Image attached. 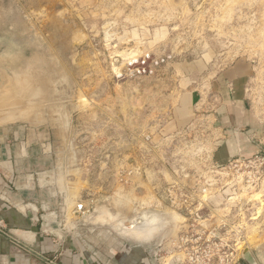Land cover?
<instances>
[{
    "label": "rangeland",
    "instance_id": "1",
    "mask_svg": "<svg viewBox=\"0 0 264 264\" xmlns=\"http://www.w3.org/2000/svg\"><path fill=\"white\" fill-rule=\"evenodd\" d=\"M0 64L12 76L0 124L51 138L45 176L64 224L93 238L178 237L185 220L161 197L176 171L211 162L223 87L244 97L264 148V0H0ZM248 198L238 253L264 258V184ZM78 205L99 209L93 225L79 223ZM138 216L140 230L124 228ZM175 245L165 257L182 260Z\"/></svg>",
    "mask_w": 264,
    "mask_h": 264
},
{
    "label": "crops",
    "instance_id": "2",
    "mask_svg": "<svg viewBox=\"0 0 264 264\" xmlns=\"http://www.w3.org/2000/svg\"><path fill=\"white\" fill-rule=\"evenodd\" d=\"M231 91L222 88L216 110L211 155L219 164L264 153L257 117L244 97H232ZM2 123L0 264H182L178 255L165 257L178 237L170 245L157 236L151 243L128 246L106 237L93 238V228L64 224L66 202L52 179L45 176L52 157L51 138L41 128ZM183 124L188 122H180ZM262 257L259 253L255 257L247 247L237 264H264Z\"/></svg>",
    "mask_w": 264,
    "mask_h": 264
},
{
    "label": "built area",
    "instance_id": "3",
    "mask_svg": "<svg viewBox=\"0 0 264 264\" xmlns=\"http://www.w3.org/2000/svg\"><path fill=\"white\" fill-rule=\"evenodd\" d=\"M149 59L146 56L142 64ZM163 62L153 61L152 66ZM210 159L192 176L184 168L176 171L161 197L185 219L173 251L183 256L182 264H237L238 252L247 245L248 197L264 184L263 152L226 164ZM90 212L91 208L78 205L73 213L82 218Z\"/></svg>",
    "mask_w": 264,
    "mask_h": 264
},
{
    "label": "water",
    "instance_id": "4",
    "mask_svg": "<svg viewBox=\"0 0 264 264\" xmlns=\"http://www.w3.org/2000/svg\"><path fill=\"white\" fill-rule=\"evenodd\" d=\"M6 72V73H5ZM11 75L7 72L3 64H0V97L3 95L6 91V87L8 86L9 80H11ZM99 209H93L87 216L82 217L79 220V223H82L83 225H93L94 223L92 222L93 218L98 215ZM142 221L140 216L132 220L129 224V226H125V229H133L136 227H141L142 226ZM111 228V226L109 225ZM111 230L118 235L121 238H127L125 236L119 235L116 231H114L112 228ZM155 237L149 241H140L141 243L148 244L151 243Z\"/></svg>",
    "mask_w": 264,
    "mask_h": 264
},
{
    "label": "bare ground",
    "instance_id": "5",
    "mask_svg": "<svg viewBox=\"0 0 264 264\" xmlns=\"http://www.w3.org/2000/svg\"><path fill=\"white\" fill-rule=\"evenodd\" d=\"M36 82V81H35ZM8 90V89H7ZM9 92V91H8ZM6 94V93H5ZM9 95H11V94H9ZM2 96V95H1ZM6 96V95H5ZM8 98H9V96H8ZM2 99H3V97H2ZM5 100V99H4ZM3 100V101H4ZM6 103V102H5ZM1 104V103H0ZM259 197H260V195H259V193L258 194H256L255 195V198H257V199H259ZM261 203V202H260ZM150 214V213H149ZM152 216H150L149 215V218H151ZM179 219V218H178ZM142 227V226H141ZM129 230V232H134L135 230H140V228L139 227H136V228H133V229H128ZM128 232V231H127ZM128 234V233H127ZM132 235V234H131Z\"/></svg>",
    "mask_w": 264,
    "mask_h": 264
},
{
    "label": "flooded vegetation",
    "instance_id": "6",
    "mask_svg": "<svg viewBox=\"0 0 264 264\" xmlns=\"http://www.w3.org/2000/svg\"><path fill=\"white\" fill-rule=\"evenodd\" d=\"M150 234V231H146L145 233L137 234L136 239L142 240L143 238L147 237Z\"/></svg>",
    "mask_w": 264,
    "mask_h": 264
}]
</instances>
